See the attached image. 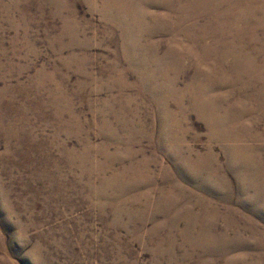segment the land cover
Segmentation results:
<instances>
[{"label": "rangeland", "instance_id": "374dc122", "mask_svg": "<svg viewBox=\"0 0 264 264\" xmlns=\"http://www.w3.org/2000/svg\"><path fill=\"white\" fill-rule=\"evenodd\" d=\"M0 264H264V0H0Z\"/></svg>", "mask_w": 264, "mask_h": 264}]
</instances>
